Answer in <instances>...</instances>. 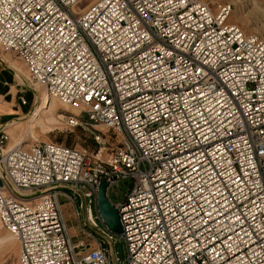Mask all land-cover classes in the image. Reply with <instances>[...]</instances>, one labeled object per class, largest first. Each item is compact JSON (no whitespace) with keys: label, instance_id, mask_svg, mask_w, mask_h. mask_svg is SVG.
I'll list each match as a JSON object with an SVG mask.
<instances>
[{"label":"built area","instance_id":"2783aa9c","mask_svg":"<svg viewBox=\"0 0 264 264\" xmlns=\"http://www.w3.org/2000/svg\"><path fill=\"white\" fill-rule=\"evenodd\" d=\"M78 1L0 0V48L47 96L82 106L68 126L118 136L102 158L52 139L9 144L0 124V224L17 263L264 264V36L230 20V1ZM102 179L120 232L98 210Z\"/></svg>","mask_w":264,"mask_h":264},{"label":"rangeland","instance_id":"374dc122","mask_svg":"<svg viewBox=\"0 0 264 264\" xmlns=\"http://www.w3.org/2000/svg\"><path fill=\"white\" fill-rule=\"evenodd\" d=\"M92 0H79L75 4L76 9L85 7ZM212 7L219 2L230 1L233 4V10L230 20L238 23L246 32H256L264 36V0H208ZM12 63L8 65L4 60ZM10 81V94L2 97L0 94V124H6L10 133L9 144L24 141L31 143L36 140L52 139L55 141L69 144L77 148H85L88 152L99 151L102 158H106L111 149L118 143V136L115 132L105 128L103 125L93 123L90 125L68 126L65 122L66 114L78 112L82 106L76 103L69 109H66L58 101L55 106L58 112L55 113L54 120L50 121L51 115H44L39 123L32 121V116L38 111L42 103V91L44 88L34 83L29 78L28 70L25 63L19 58L13 50L0 48V79ZM38 86V90L34 88ZM37 91V92H36ZM24 95L25 102L20 100V95ZM11 98V104L5 103V98ZM7 110L2 112L3 107ZM44 110V108L42 109ZM91 131L99 134L98 139ZM130 184V178H123L118 181L117 185H111L108 188V195L111 200L121 199L124 192ZM65 219L68 227L76 234L78 221L73 214L72 207L64 198H60ZM81 201L79 196L78 201ZM81 209V208H80ZM94 214H96L93 209ZM81 221L85 223L83 210L81 209ZM11 234L0 224V260L6 264H18V242Z\"/></svg>","mask_w":264,"mask_h":264},{"label":"water","instance_id":"95a60500","mask_svg":"<svg viewBox=\"0 0 264 264\" xmlns=\"http://www.w3.org/2000/svg\"><path fill=\"white\" fill-rule=\"evenodd\" d=\"M106 186L107 181L105 179H102L100 181L98 189L97 207L106 225L110 229L120 232L122 227L119 219L118 210L107 198ZM116 250L118 251L119 255H122L123 247L121 243L117 244Z\"/></svg>","mask_w":264,"mask_h":264},{"label":"bare ground","instance_id":"6f19581e","mask_svg":"<svg viewBox=\"0 0 264 264\" xmlns=\"http://www.w3.org/2000/svg\"><path fill=\"white\" fill-rule=\"evenodd\" d=\"M2 60H4L8 65L12 66V63L8 62L4 58ZM34 90H38V86H36L34 88ZM42 92H43L42 93V103L40 104V107H39L38 111L32 116V121H34L36 119L35 123H39V120H41L42 117L44 118L43 114H45L46 116L47 115H51L52 117L50 118V121L54 120L55 113L58 112V108L55 106V101H58L66 109H69V108H71L73 106H76V104H74V103H71V104L70 103L69 104L62 103L55 97L47 96L45 91H42ZM43 108H44V110H42ZM21 142H24V141H21Z\"/></svg>","mask_w":264,"mask_h":264},{"label":"crops","instance_id":"0c3cea01","mask_svg":"<svg viewBox=\"0 0 264 264\" xmlns=\"http://www.w3.org/2000/svg\"><path fill=\"white\" fill-rule=\"evenodd\" d=\"M3 80H8V79H0V94L2 97H5V96H8L10 94V81L8 80V84H3ZM5 103H7V105H10L12 102H11V98L9 97V99L5 98ZM12 106V104H11ZM3 107V110L2 112H4V110H7V107L5 106H2ZM64 198V197H62ZM65 201L68 202V200L66 198H64ZM61 202V200H60ZM62 204V202H61ZM62 209H63V205H62ZM69 232H70V236H71V239L73 242H75L79 237H81L82 235L78 232V229L76 231V234H73L72 233V230L69 228Z\"/></svg>","mask_w":264,"mask_h":264}]
</instances>
